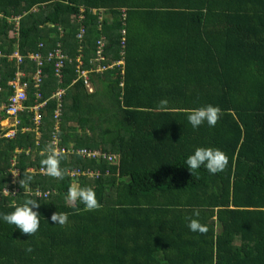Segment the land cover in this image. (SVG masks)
Here are the masks:
<instances>
[{
    "label": "trees",
    "instance_id": "1",
    "mask_svg": "<svg viewBox=\"0 0 264 264\" xmlns=\"http://www.w3.org/2000/svg\"><path fill=\"white\" fill-rule=\"evenodd\" d=\"M82 8L86 33L78 39L72 16ZM17 15L14 36L10 19ZM98 39L107 57L122 63L90 74L96 90L73 82L74 65L60 83L48 65L44 94L66 88L62 145L118 159L65 154L62 170L85 174H64L60 182L27 171L47 155L54 99L44 109L39 144L32 132L0 138V212L12 211L2 190L17 169L21 193L14 199H37L41 215L32 236L0 221V264H264V0H0L3 53L14 42L25 53L58 40L71 54L79 41L89 53ZM14 70L0 59V85ZM207 104L223 114L214 127L193 129L186 113ZM197 147L222 150L228 165L192 176L183 162ZM27 177L31 188L41 183L57 193L28 195L21 187ZM73 183L91 186L101 207L86 211L69 201ZM194 210L206 233L189 230ZM56 211L68 214L65 225L50 220Z\"/></svg>",
    "mask_w": 264,
    "mask_h": 264
},
{
    "label": "clouds",
    "instance_id": "2",
    "mask_svg": "<svg viewBox=\"0 0 264 264\" xmlns=\"http://www.w3.org/2000/svg\"><path fill=\"white\" fill-rule=\"evenodd\" d=\"M36 8L37 7H34V9H32V10H36ZM82 9H81V13L78 16H72L73 19H75L76 21H78V23H80L77 34L80 31V27L84 26L82 24V21H81L84 19V15L82 14V12L84 10L82 11ZM80 15L82 16L81 18L79 17ZM21 16L22 15H17L13 19L12 18L10 19V20H13V22H14V27L10 31L14 36L17 35L19 20H20ZM84 33H86V32H84ZM81 38H78V39H81ZM40 42H43V41H40ZM43 43L46 45V47H45L46 49L50 48V47H47V44L45 42H43ZM79 46H82V48H83V45L80 43V41H79V45L76 48V54H77V49L79 48ZM94 48H95V45H94ZM36 49H37V46H36L35 50ZM15 50H18V52L22 55H25L28 52L35 51V50H28L27 52L23 53L19 50V46H18L17 42H14V45L12 46V50L9 54L3 53L0 50L5 55L3 57L0 56V59L6 58L9 61L13 62L14 66H15L13 76L5 82L4 86L0 85V95L6 91V97H7V100L3 106V112L5 115L4 118L8 119L10 122L12 121V126L0 130V138H6L9 140L14 139L18 132H21V133L32 132L33 134L35 133V129L29 123L31 121V117L33 116L32 112L21 113L20 116H19V114L17 115L23 121V127H26L29 125L28 130H23L22 126L16 125L14 122L15 117L6 112V108H7L6 104H7L9 96L12 94V88L9 85V82L11 79H13L15 77V73L17 71V68L19 67L24 72L25 77H26L25 79L29 78L27 76H29L30 73L34 70V63L29 61L28 59H25L24 64L18 66V65H16V62L14 59L9 58V55L12 54ZM83 53L85 56V58H84L85 65H87L88 59L92 55H90V54L87 55L88 53L86 52L85 49H83ZM76 54H74V55H76ZM86 60H87V63H86ZM45 72L47 74V69H45ZM95 73H97V72H95ZM90 74H89V78H90V84H91ZM62 78H63V76H62ZM76 80H78V78L75 77L73 79V82ZM46 81H48L47 78H46ZM46 81H45V83H46ZM45 83L43 84V86L41 88L42 89V102L45 101V104L41 105L40 110H39V112L42 115V124L37 129L38 134H36V136L34 138L35 144H39L42 140L44 109L48 105L49 101L52 99H54L58 103L57 98L55 96H53V93L55 91L53 93H51L50 95L44 94V88L46 86ZM58 88H62V89H64V92H66L65 87H58ZM58 88L56 90H58ZM86 90L88 91V93L93 92V89H92V91H89V89L87 87H86ZM32 91L33 90H31L29 92L30 99L27 102V103H30V105H32L34 103V95H33ZM62 98H63V96H62ZM167 104H168L167 98L161 99L159 101V106L162 109L165 108L167 106ZM53 114H54V112L51 115L52 119H53ZM222 114H223L222 110L219 106L207 104V105H204V106H201V107H198V108H195V109L188 111L186 113V119L193 129H196L205 123L209 127H214L217 124V122L220 119ZM60 117H61V112H60ZM25 120H27V121L29 120V122L26 123ZM60 123H61V120H59V130H60ZM54 125H55V122L53 119L50 134H52V131L54 129ZM58 133H59V131H58ZM58 137H59V135H58ZM50 141H51V137H50L49 143L46 147L47 155L45 156V158H43L41 160V166H36V165H34L32 167L29 166L27 168V171H29L32 174H35L36 176L37 175H41L43 177L51 176V177H54L55 179H60L59 182L61 181V179H63L64 174L70 178H73V179L75 177L79 176L80 174L76 175V176L72 175V172H74L76 169H78L76 167H67V168H65L66 170L64 173V171L62 170V168L60 166L61 165V159L63 158V155L69 154V153H60V152L55 151V149L51 145ZM59 145L64 146L61 144V139L59 141ZM70 146L73 149L80 148V147H73V144L69 145V147ZM94 150H98V149H94ZM16 151L20 152V149H17ZM35 151H37V148H29V152L34 153ZM101 152L107 153V154H112V153L106 152V151H101ZM40 153H43V150H41ZM71 154L78 155L76 152L71 153ZM112 155L116 156L115 154H112ZM116 158L118 159L117 156H116ZM117 159L114 161L116 162ZM13 160L15 161V158ZM101 161L107 162L105 160H101ZM107 163L110 164L109 162H107ZM12 164L14 165L13 161H12ZM183 165L187 167L188 171L192 174V176H194L198 172V170L201 168L206 169L211 174H217L219 172H222L226 168V166L228 165V157L226 156V154L222 150H220L218 148L197 147L194 149V151L191 154L186 156V158L183 162ZM90 177H93V176H90ZM18 178H19L18 170L14 169L12 171V176L10 177L9 183L2 190V193L4 194V196L11 197V202H13V203L10 205L12 211L0 212V221L7 223L9 225H14V228L18 229L22 234H27L28 236H32L35 233H37L39 228H40V217H41V215L37 211V209H39V207H40V203L37 201V199H33V198H25L21 202H17L16 201L17 198L14 199V197L17 194L21 193V191L18 187V181H17ZM30 181H31V177H27L25 179L23 185H21V187L26 190V193L28 195L29 194L34 195V196L39 197L40 199H43V198L48 199L52 193H57V191L55 189L43 187V184H41V183L37 184L36 187L31 188L29 186ZM16 183H17V186H9V184L14 185ZM37 189L42 191V195H40V196L36 195V193L34 191ZM45 193H47L46 196L44 195ZM66 197L69 201H71L73 203H75V202L83 203L86 211H92L95 209H99L101 207V204L98 202V200L96 198L95 190L91 186H81L78 183H73L72 185L69 186ZM199 217H200V211L194 210L193 215L191 217H186V219L188 221L187 226H188L189 230L192 231L193 233H206L208 231L207 226H206V224L201 223ZM50 220L53 222V224L65 225L68 221V214L64 213V212L56 211L51 215ZM28 251H31V249L29 248Z\"/></svg>",
    "mask_w": 264,
    "mask_h": 264
},
{
    "label": "built area",
    "instance_id": "3",
    "mask_svg": "<svg viewBox=\"0 0 264 264\" xmlns=\"http://www.w3.org/2000/svg\"><path fill=\"white\" fill-rule=\"evenodd\" d=\"M84 9H82L83 11ZM82 17L81 15L79 16ZM85 32V27L81 26L79 33L76 35L78 38H81ZM46 45L43 42H39L37 49L33 52H28L25 55H22L15 50L12 54L9 55L10 59H14L16 65L20 66L24 64L25 59L34 63V70L30 73L29 78L25 79L24 72L18 67L15 73V77L10 80L9 85L12 88V94L9 96L7 101L6 112L15 117V124L22 126L23 130H28L29 125L23 127V121L20 119V114L25 112H32L33 116L29 122L34 129H38L42 124V115L39 112L41 105L45 104V101L42 102V86L46 81L47 74L45 69L48 65L51 67V71L58 82H61L63 71L67 68L68 65H74L76 78L82 79L85 86L92 91L90 85L89 74L92 72L103 73L113 66L120 65L121 61L110 60L105 54V42L101 39H98L95 44L93 55L88 59V64L85 65L84 53L82 46H79L77 49V54L70 56L65 50L60 41H57L49 49L45 48ZM0 56H5L0 51ZM32 91L34 95V103L30 105L27 103L30 99L29 92ZM64 89L58 88L53 93L58 100L57 109H55L53 114V119L55 122L54 129L51 134V145L54 147L55 151L60 153H77L79 156L85 159H94L101 158L109 163L116 160V156L112 154L103 153L100 150H94L89 148H78L73 149L71 146H60L58 137L59 131V120H60V108H61V98L64 94ZM19 114V116H17ZM79 174H85V172L76 169L72 172V175L76 176ZM98 174V171H90V176H95ZM36 195H42V191L37 189L34 191ZM45 196L47 193L44 194Z\"/></svg>",
    "mask_w": 264,
    "mask_h": 264
},
{
    "label": "crops",
    "instance_id": "4",
    "mask_svg": "<svg viewBox=\"0 0 264 264\" xmlns=\"http://www.w3.org/2000/svg\"><path fill=\"white\" fill-rule=\"evenodd\" d=\"M68 54L70 56L74 55V54H71L69 52H68ZM90 55H93V50H91V54ZM118 61H120V60H118ZM6 100H7V97H6V91H5V92H3L0 95V130L12 126V121L10 122L8 119L4 118L5 115H4V112H3V106H4L5 102H6ZM33 155H35V152H34Z\"/></svg>",
    "mask_w": 264,
    "mask_h": 264
},
{
    "label": "rangeland",
    "instance_id": "5",
    "mask_svg": "<svg viewBox=\"0 0 264 264\" xmlns=\"http://www.w3.org/2000/svg\"><path fill=\"white\" fill-rule=\"evenodd\" d=\"M89 54H91V51H89V53L87 54V55H89ZM91 88L93 89V91H95L96 89V86H95V84L92 82V80H91ZM52 124V123H51ZM90 133V131H87V133L86 134H89ZM36 134H38V132H37V129H35V133L33 134L34 135V138H35V136H36ZM0 145H2V144H0ZM74 145V144H73ZM3 151V150H2ZM65 170L66 169H64V173H65ZM13 171V170H12ZM14 183V182H13ZM9 186H17V183L16 184H14V185H11V184H9Z\"/></svg>",
    "mask_w": 264,
    "mask_h": 264
}]
</instances>
